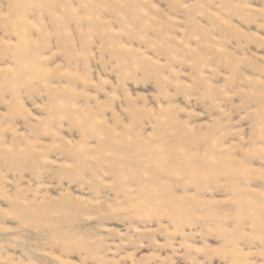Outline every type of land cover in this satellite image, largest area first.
<instances>
[{
  "label": "rangeland",
  "instance_id": "obj_1",
  "mask_svg": "<svg viewBox=\"0 0 264 264\" xmlns=\"http://www.w3.org/2000/svg\"><path fill=\"white\" fill-rule=\"evenodd\" d=\"M0 264H264V0H0Z\"/></svg>",
  "mask_w": 264,
  "mask_h": 264
},
{
  "label": "bare ground",
  "instance_id": "obj_2",
  "mask_svg": "<svg viewBox=\"0 0 264 264\" xmlns=\"http://www.w3.org/2000/svg\"><path fill=\"white\" fill-rule=\"evenodd\" d=\"M173 152H175V150L173 149L172 150ZM164 152H166V151H163V153ZM173 152H171L172 154H170V156H171V160H172V162L173 163H171V162H168L167 161V157H163V156H160V157H163V161L160 163L161 165H167V172L169 173V174H171V175H173L175 172H177V171H184V172H186V174H187V172L189 173V174H191V176L192 175H196L198 172H199V174H197L196 176L197 177H200V181H202L204 178L202 177V176H198V175H201L200 174V172L202 173L203 171H210V170H208V169H202L203 167L204 168H208V166H209V168H210V166L211 165H209V164H213V162L212 163H209V162H207L208 160H210V158H208L207 159V157H206V159H205V162L203 163V161H202V163H196L195 161H193L194 163H191L190 162V160L191 159H189V162H186L185 160L188 158V157H183L182 156V158H180V156L178 155V157H177V155L175 154V153H173ZM178 153V152H177ZM181 153V152H180ZM163 155V154H162ZM209 155V154H208ZM210 155H213V154H210ZM208 157H210V156H208ZM214 157V156H213ZM212 156H211V158H213ZM186 158V159H185ZM222 157H220V159H221ZM224 158H225V156H224ZM158 159H160V158H158ZM219 159V160H220ZM226 159V158H225ZM188 160V159H187ZM204 160V159H203ZM228 160V163L230 162V160L229 159H226V161ZM225 161V162H226ZM224 161H223V163L222 164H224L225 163ZM219 163H221V160L219 161ZM197 164V165H196ZM207 165L208 164V166H203V165ZM214 164H218V162H215ZM227 164V163H226ZM220 165V164H219ZM218 165V166H219ZM232 165V164H231ZM216 166V165H215ZM233 166V165H232ZM230 167V166H229ZM228 167V168H229ZM161 168V167H160ZM212 168V167H211ZM217 168V167H216ZM227 168V169H228ZM201 169H202V171H201ZM213 169V168H212ZM225 169V168H224ZM231 169V168H230ZM215 170V169H214ZM219 170V169H218ZM220 170H222V169H220ZM219 170V171H220ZM229 170V169H228ZM227 170V171H228ZM236 170V169H235ZM212 171V170H211ZM218 171V172H219ZM227 171H220V172H223V174H227V173H229V172H227ZM220 172H219V174H220ZM211 173H216V171H214V172H211ZM232 173H233V171H232ZM231 173V174H232ZM203 174V173H202ZM204 174L206 175V174H208V173H206V172H204ZM209 174H210V172H209ZM204 175V176H205ZM232 175H234V174H232ZM189 176V175H188ZM209 176H211V175H209ZM208 176V178H210ZM229 176V175H228ZM235 176V175H234ZM196 177V178H197ZM205 177H207V175L205 176ZM227 177V176H226ZM194 178V177H193ZM196 178H194V179H196ZM191 179V178H190ZM202 179V180H201ZM230 179L232 180L233 178H231L230 177ZM192 180V179H191ZM235 180H236V178H235ZM199 180H198V185H199V183H202V182H200ZM237 181V180H236ZM195 182H197V179H196V181ZM233 182H235V181H233ZM197 184V183H196ZM201 185V184H200ZM163 193H164V195H162L163 197H161V201H160V204H161V202L163 201V203H164V205L165 206H167V210L165 209L166 207L164 206V210L165 211H167L165 214H166V216H167V214H168V216L169 217H172V218H176V217H178L179 216V213H182L183 211H186V210H188L189 208H188V206L185 204V201L184 200H182V201H180V200H178L175 196H173L172 195V193L170 192V190H169V188L168 187H165V191H163ZM162 193V194H163ZM162 203V204H163ZM163 212V211H162ZM178 215V216H177ZM183 215V214H182ZM182 215H181V217H182ZM177 219H179V218H176V220Z\"/></svg>",
  "mask_w": 264,
  "mask_h": 264
}]
</instances>
